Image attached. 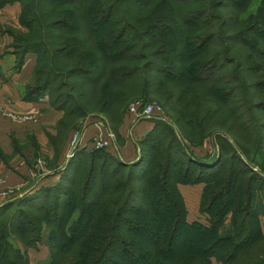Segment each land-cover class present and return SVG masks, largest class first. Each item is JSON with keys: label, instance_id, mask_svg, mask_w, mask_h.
<instances>
[{"label": "trees", "instance_id": "trees-1", "mask_svg": "<svg viewBox=\"0 0 264 264\" xmlns=\"http://www.w3.org/2000/svg\"><path fill=\"white\" fill-rule=\"evenodd\" d=\"M15 1L27 29L14 34L15 67L37 55L26 91L49 90L53 107L63 97L60 134L88 112L86 91L105 85L110 112L156 100L174 127L159 119L134 162L95 151L66 185L1 213L0 264H29L16 241L31 246L44 228L48 264H264V0L255 12L246 0H0V8ZM208 138L219 155L193 160L187 147ZM194 166L212 170L209 227L188 221L178 189L200 181Z\"/></svg>", "mask_w": 264, "mask_h": 264}, {"label": "rangeland", "instance_id": "rangeland-1", "mask_svg": "<svg viewBox=\"0 0 264 264\" xmlns=\"http://www.w3.org/2000/svg\"><path fill=\"white\" fill-rule=\"evenodd\" d=\"M250 1V12L256 11V6L259 4L260 0H246ZM244 6L246 4L244 3ZM243 7V4H242ZM21 15V5L19 2L15 1L13 3L5 4L0 8V34H6L11 37V42L9 43V48L15 54L12 44L14 43V34L23 35L27 32V29L20 21ZM35 57L37 55L34 52H29ZM16 61L18 59L15 54ZM33 70L31 81L27 85H32L33 81ZM59 83V81L57 82ZM24 87L23 96L28 100L34 102H46L48 108L52 112L58 115V120L62 117L63 112L58 110L57 107L61 104L62 98H58L55 101V106H52V102L49 90L37 91L33 95L27 94L26 87ZM101 93L91 94L85 91V98L88 100L86 104L87 113L83 117L75 118V125L68 128L64 133L60 134L58 131L57 123L55 125L56 132L54 136L50 137L49 145L41 146L38 143H33L34 151L36 152L30 166L34 172L35 177H24L25 184L20 189L7 188L3 185L4 177L0 173V214L9 213L17 206V202L24 198H28L37 194L40 190L45 188H52L59 184L66 185L68 179L73 177L74 168L82 161V166L80 169L86 167L90 156L93 152L99 151L101 153H107L115 157L118 161L124 163H132L137 160L140 156L141 145L140 141L146 135V133L153 127L155 121L166 120L170 124L172 121L167 117L164 109L160 103L156 100L144 101L142 99H132L128 102L126 110L123 113L119 112L118 105L114 107L113 110H108V86H103ZM34 88V87H32ZM62 91H65L64 89ZM84 101L81 103L84 106ZM132 104H156L160 108L159 113H155L149 117H142L140 115L134 114L130 111ZM58 105V106H57ZM9 112V111H8ZM4 120H11V115L0 116ZM0 118V119H1ZM31 120L30 118L26 121ZM57 120V121H58ZM23 121V119H21ZM35 123V120L32 119ZM146 122V123H145ZM24 122H22L23 124ZM148 125V130L143 129L142 126ZM173 127L174 125L171 124ZM150 127V128H149ZM76 134V141L73 143V137ZM111 134L113 139L110 144H104L99 146V143H105L108 141V136ZM58 140V141H56ZM132 144V154L129 159H127L124 147L126 142ZM211 138L203 141L201 145L198 146H188V154L193 160L204 161L206 163H211L216 156L219 155V151L213 143ZM18 149H23L26 145L23 142H18L13 140L12 142ZM49 147V148H47ZM71 164V166H69ZM73 164V167H72ZM69 166V167H68ZM254 171H259L257 165H250ZM197 172H201L203 175L200 177V181H193L188 184H178V189L184 200L185 208L187 209V219L191 222H198L203 226L209 227L210 222V212L206 210V206H210L215 203L212 200V195L209 193L204 195V189L211 187L213 182H210L213 177L209 175L212 170L208 168H201L194 166ZM81 170L78 172L80 173ZM76 177V175H75ZM214 186V185H213ZM260 195V194H259ZM15 203L13 206H10ZM216 204V203H215ZM4 207V208H2ZM214 208V206H213ZM215 209V208H214ZM230 216V215H229ZM260 230L264 234V216L259 217ZM220 233L221 230H220ZM48 230L46 228L42 231V236L40 241L36 242L31 246L26 248L16 241V245L20 248L21 253L28 259L29 264H48L50 262L49 258V241H48ZM211 264H221L212 258Z\"/></svg>", "mask_w": 264, "mask_h": 264}, {"label": "crops", "instance_id": "crops-1", "mask_svg": "<svg viewBox=\"0 0 264 264\" xmlns=\"http://www.w3.org/2000/svg\"><path fill=\"white\" fill-rule=\"evenodd\" d=\"M10 42L11 37L6 32L0 34V108L9 111L12 118L4 120L0 117V173L5 187L20 189L25 184L24 177H35L30 167L36 153L32 141L40 146L49 145L50 136L56 132L58 115L48 108L46 102L24 98V87L31 81L35 57L27 53L21 67L16 69L15 54L8 46ZM28 118L31 120L26 121ZM145 123L140 126L148 130ZM13 140L26 146L18 149ZM131 147L127 141L124 147L127 159L133 156Z\"/></svg>", "mask_w": 264, "mask_h": 264}, {"label": "built area", "instance_id": "built-area-1", "mask_svg": "<svg viewBox=\"0 0 264 264\" xmlns=\"http://www.w3.org/2000/svg\"><path fill=\"white\" fill-rule=\"evenodd\" d=\"M130 111L142 117L143 116L149 117L155 113H159L160 108L156 104H145V105L132 104L130 107ZM8 114L10 115V113L6 109L0 108V116L4 117ZM112 139L113 136L109 134L108 141H105V143H99V146H103L104 144H110ZM75 141H76V134L74 135L72 142L74 143Z\"/></svg>", "mask_w": 264, "mask_h": 264}]
</instances>
